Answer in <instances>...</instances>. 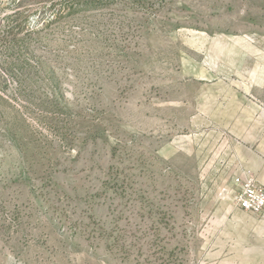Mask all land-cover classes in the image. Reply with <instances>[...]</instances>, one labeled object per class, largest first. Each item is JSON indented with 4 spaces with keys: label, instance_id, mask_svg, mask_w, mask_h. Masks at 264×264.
I'll use <instances>...</instances> for the list:
<instances>
[{
    "label": "rangeland",
    "instance_id": "rangeland-1",
    "mask_svg": "<svg viewBox=\"0 0 264 264\" xmlns=\"http://www.w3.org/2000/svg\"><path fill=\"white\" fill-rule=\"evenodd\" d=\"M249 100L264 0H0V264H264Z\"/></svg>",
    "mask_w": 264,
    "mask_h": 264
},
{
    "label": "crops",
    "instance_id": "crops-1",
    "mask_svg": "<svg viewBox=\"0 0 264 264\" xmlns=\"http://www.w3.org/2000/svg\"><path fill=\"white\" fill-rule=\"evenodd\" d=\"M247 117L249 124L246 128L249 130L244 133L245 139L241 140L246 145L245 176H253L258 185L264 189V108L254 105L249 100Z\"/></svg>",
    "mask_w": 264,
    "mask_h": 264
},
{
    "label": "built area",
    "instance_id": "built-area-1",
    "mask_svg": "<svg viewBox=\"0 0 264 264\" xmlns=\"http://www.w3.org/2000/svg\"><path fill=\"white\" fill-rule=\"evenodd\" d=\"M236 182L237 190L232 196L234 204L250 214L263 213L264 190L257 184L256 180L248 176L242 181Z\"/></svg>",
    "mask_w": 264,
    "mask_h": 264
}]
</instances>
